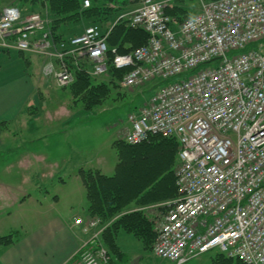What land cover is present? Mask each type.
<instances>
[{
  "label": "built area",
  "instance_id": "built-area-1",
  "mask_svg": "<svg viewBox=\"0 0 264 264\" xmlns=\"http://www.w3.org/2000/svg\"><path fill=\"white\" fill-rule=\"evenodd\" d=\"M169 3L141 0L118 19L149 37L127 54L109 47L111 29L89 26L56 41L47 14L14 5L0 14V47L44 58L43 76L61 88L74 83L76 69L101 78L113 67L126 71L123 88L157 90L130 113L123 134L128 145L150 136L179 143L178 196L160 224L154 256L185 264L218 251L264 264V0H200V12L182 23L166 14ZM75 225L94 234L71 264H108L103 221L78 218Z\"/></svg>",
  "mask_w": 264,
  "mask_h": 264
},
{
  "label": "rangeland",
  "instance_id": "rangeland-1",
  "mask_svg": "<svg viewBox=\"0 0 264 264\" xmlns=\"http://www.w3.org/2000/svg\"><path fill=\"white\" fill-rule=\"evenodd\" d=\"M7 1L0 0V7ZM126 1L123 7L127 13L136 10L141 4V0ZM13 2L14 4L11 5L16 4L26 13H32L31 3L28 0ZM177 6L187 10L183 16L184 20L195 16L201 10L200 0H170L168 8L173 9ZM41 13L48 15V9L45 8ZM177 22L182 23L180 20ZM111 24L104 28L106 33L112 27ZM86 25L79 24L72 29L69 28L68 31L83 32L88 28ZM0 50L16 52L4 50L2 47ZM213 66L204 65L201 69ZM188 76L172 78L162 83L160 87L179 82ZM47 80L50 81L34 98L36 105L29 112L31 116L25 118L27 122L10 125L8 133L5 132L8 134L6 144L0 148V182L8 184L13 189V191L0 189V201L5 199V196H9L8 192L15 194L14 196L24 194L27 198L31 197L24 207L11 202L8 205L9 215L0 209V233H3L0 235L3 236L14 235L16 232H9L12 230L19 231L20 235L24 229H28L26 222L29 220L25 218L37 210L36 206L38 210L49 211L52 210L51 204L55 202L57 211L71 210L72 204L78 200V197L86 194L80 176L81 170H99L106 176H113L118 163L114 143L123 139L128 116L134 108L142 107L157 91H148L147 88H123L120 83L119 88H111L108 98L102 105L88 110L82 102L73 99L70 88L58 87L51 78ZM96 81L107 82L108 78L101 77ZM22 119L25 120L24 117ZM174 200L144 207L131 205L125 213L142 211L149 221L155 223L153 229L158 235L160 224L171 209L170 204ZM43 221L46 220L40 219L39 222ZM114 221L116 218L104 221L102 231L105 232ZM16 235L14 237H17ZM102 236L101 240H103ZM120 240L129 258L133 259L136 255L140 257L135 261L136 264H172L154 256L153 246L156 239L151 249H145L141 241L130 234L123 233ZM217 252L211 251L185 264H210Z\"/></svg>",
  "mask_w": 264,
  "mask_h": 264
},
{
  "label": "trees",
  "instance_id": "trees-1",
  "mask_svg": "<svg viewBox=\"0 0 264 264\" xmlns=\"http://www.w3.org/2000/svg\"><path fill=\"white\" fill-rule=\"evenodd\" d=\"M28 1L31 3V12L48 9V17L52 19L50 29L56 41L82 34L85 29L83 32L68 31L79 24L85 23L86 27L97 26L106 33L104 28L112 23L108 45L111 49H117L120 54L130 53L148 42L149 37L144 30L131 28L126 19L118 21L127 13L123 7L126 0H90L89 8H84L85 0ZM186 13L187 10L182 6L166 9V14L177 21H185L183 16ZM74 72L75 81L69 87L72 97L75 101L82 102L86 109L92 110L103 104L111 88L120 87L126 71L111 67L108 76L104 77L108 78L107 82H98V78L83 70L76 69ZM137 110L134 108V111ZM114 147L117 150L118 163L113 176H106L99 170L80 171L90 216L100 218L103 222L116 218L103 232L101 240L110 258L122 255L117 245L120 233L134 236L141 241L145 249H151L156 239L157 235L153 229L155 223L149 221L142 211L125 213L129 206L144 207L169 202L176 200L178 196L176 169L179 143L175 138L150 136L137 145H128L124 139H120L114 143ZM14 243L13 234L0 238L2 246ZM210 264L244 263L217 252Z\"/></svg>",
  "mask_w": 264,
  "mask_h": 264
},
{
  "label": "crops",
  "instance_id": "crops-1",
  "mask_svg": "<svg viewBox=\"0 0 264 264\" xmlns=\"http://www.w3.org/2000/svg\"><path fill=\"white\" fill-rule=\"evenodd\" d=\"M13 1L8 0L0 7V14L3 8L14 4ZM22 55L0 50V148L6 144L10 125L27 122L25 118L31 116L29 112L36 105L34 99L36 94L40 93L42 87L45 88L50 81L44 78L42 73L44 58L35 54L22 53ZM23 117L25 120L22 119ZM0 187L4 191H13L11 186L4 182H0ZM8 193L9 196H5V199L0 201L1 211L4 210L8 215L10 214L8 205L11 202L24 207L31 198H27L24 194L14 196L15 194ZM51 205L52 210L49 211L38 210L36 206L37 210L30 213L28 218L24 217L29 222H26L28 229L22 227V230L24 229L22 234L19 235V231H9L18 235L14 233L17 236L14 237V244L10 246L0 244V264H71L94 234L93 230L85 233L81 227L75 225L76 219L87 220L91 217L86 194L79 196L69 211H57L55 202ZM40 219L46 221L39 222ZM1 237L5 236L0 235ZM121 237L123 233L117 238V245L122 255L112 256L109 264H136L135 261L140 257L136 255L133 259L129 258L121 244Z\"/></svg>",
  "mask_w": 264,
  "mask_h": 264
}]
</instances>
